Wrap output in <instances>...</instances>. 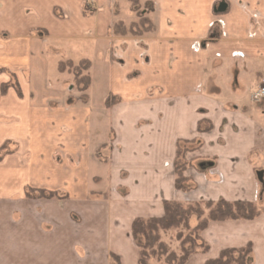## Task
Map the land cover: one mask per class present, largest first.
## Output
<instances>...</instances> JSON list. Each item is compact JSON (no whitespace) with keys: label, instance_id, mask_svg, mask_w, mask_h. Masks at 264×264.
Segmentation results:
<instances>
[{"label":"crops","instance_id":"1","mask_svg":"<svg viewBox=\"0 0 264 264\" xmlns=\"http://www.w3.org/2000/svg\"><path fill=\"white\" fill-rule=\"evenodd\" d=\"M84 2L0 0V66L16 72L23 92L0 97V146L16 148L0 159V264H110L111 253L137 264L132 221L162 216L164 200L257 194L250 157H264V98L235 91L247 78L257 89L264 75V0H151L156 28L136 38L111 34L122 18L117 0H93L88 15ZM220 3L226 7L217 12ZM37 27L48 35L31 34ZM59 39L97 54L87 103L66 105L50 85ZM6 80L0 73V84ZM99 80L107 89L95 97ZM108 94L118 101L107 107L99 101ZM99 117L107 118L109 139L97 132ZM196 137L201 171L194 189L179 190L178 143ZM29 187L63 196L29 198ZM201 237L215 242L202 264L247 243L252 264H264V214L210 221Z\"/></svg>","mask_w":264,"mask_h":264},{"label":"rangeland","instance_id":"2","mask_svg":"<svg viewBox=\"0 0 264 264\" xmlns=\"http://www.w3.org/2000/svg\"><path fill=\"white\" fill-rule=\"evenodd\" d=\"M93 0H85L83 4V14L88 15L92 14V11L94 10L93 7ZM93 7V8H92ZM154 9L153 3L151 0H137L135 4H133L130 0H117V3H115V10L117 12H120V16L122 18L117 19L113 21V23L110 26L111 34L117 35V36H127L129 38H136L141 37L144 34H152L156 28L153 15L151 11ZM55 13L57 16H63L62 12L59 9H55ZM145 18L148 19L149 25H143L139 27L138 32H135L136 34H133L132 28L133 24L140 23L139 20ZM123 19V20H121ZM121 26L115 28V24H120ZM138 26L140 24H137ZM136 28V27H135ZM137 29V28H136ZM124 31V34H123ZM31 34H35L39 37H45L48 35V32L45 28L37 27L30 31ZM58 43V42H57ZM47 43H44V48H47ZM59 60H62L63 64H65V70L60 71L58 68V62L57 66L54 67V69L51 70V68L48 69V75L50 80V85L59 90L61 94L64 95L65 98V104L70 106H77L78 104L87 103L88 100V89L91 85V72L90 68L92 65L91 60H93L95 65V70H97L98 62H97V54L95 53L94 49H87L85 47H82V45L78 43H74L71 40H64L59 39ZM73 59V60H72ZM78 59V60H74ZM91 59V60H90ZM142 59H144V55L142 54ZM68 60L71 61V65H68ZM83 60L89 61L90 66L86 68L84 64L82 63ZM59 72L63 74L60 79L56 80L53 79L55 76H59ZM0 73H4L7 76V80L2 82L0 84V97L8 93L10 89L14 90L17 94L18 98L23 97V92L21 89V85L19 83V79L17 77L16 72L14 70L9 69L7 67L0 66ZM250 73V71L248 72ZM253 74V72H252ZM87 77L89 79L88 85H86V89H82L84 86L82 80L83 77ZM262 75H260L261 77ZM264 76V75H263ZM262 76V77H263ZM259 77V76H258ZM261 77V78H262ZM240 85L236 89V93L240 95L242 98L246 100H250V98L253 96V92L255 90H251V79L247 78L245 81L239 83ZM53 87V88H54ZM258 88V87H257ZM1 89H4L5 91H1ZM105 84L104 82H101L99 80V88L97 90V94L95 97H98V95L102 94L103 92L106 93ZM251 90V91H250ZM251 95V97H250ZM94 100L96 98H93ZM104 104L105 106H110L115 104L118 101V98L115 95L108 94L105 96V98H101L99 101L101 104ZM59 102H50L51 106L57 105ZM93 103V102H92ZM100 118V127L97 129V132H99L101 135L104 136V139L110 138V129L108 132H106V128L108 126L107 118L106 117H99ZM207 122H202L201 127L207 128L208 127ZM106 132V133H105ZM11 145H9V151L13 152L15 150V144L11 141H9ZM97 142H92L90 144V152L93 153L95 150V145ZM2 146V145H1ZM0 146V147H1ZM10 152V153H11ZM9 154V153H8ZM103 154V152H102ZM6 155V154H5ZM95 157V152L93 153ZM97 156V155H96ZM106 155H102L103 158H105ZM259 158V160H258ZM251 164L253 165V170L255 173V179L257 182L258 190L256 197L253 202L257 208H260V206L263 208L260 215L257 217L263 216L264 214V157L262 153L260 154H251L250 157ZM92 168L94 169V164L92 165ZM94 171V170H93ZM95 171H101L98 168H95ZM181 174L184 177L185 181L182 183L185 190H191L195 187V179L196 174L199 173L201 170L199 167H197V137L193 139L192 141H181L178 143V150L176 153V159L174 162V172ZM202 171H205L202 170ZM186 173L189 174V176H186ZM260 178V179H259ZM31 188V187H29ZM58 197L63 196V193L56 192ZM36 195L37 193L34 192ZM201 202H205L208 200L201 199L197 200ZM214 201V200H213ZM229 201H235V200H229ZM249 201V200H247ZM256 217V218H257ZM254 218V219H256ZM253 219V220H254ZM252 220V219H251ZM192 222H195L194 219H192ZM176 233L175 231L171 230L165 233H162V238L164 241H166L170 248H172L174 251L179 252V246L178 241L176 240ZM207 243L210 246L209 251H213L215 242L211 245L210 241L207 240ZM193 262L191 264H202V261L199 260L200 256H202L203 253H196ZM257 256V255H256ZM252 255L250 254L248 264H252L253 262Z\"/></svg>","mask_w":264,"mask_h":264},{"label":"trees","instance_id":"3","mask_svg":"<svg viewBox=\"0 0 264 264\" xmlns=\"http://www.w3.org/2000/svg\"><path fill=\"white\" fill-rule=\"evenodd\" d=\"M130 1L133 4L137 2V0ZM139 22L133 24L131 29L133 34L138 32L140 26L149 25L148 19L145 18L140 19ZM119 26L121 23L115 24V28L118 29ZM82 63L86 68L90 66L89 61L83 60ZM68 65H71L69 60ZM58 68L60 71L65 70L62 60L58 62ZM82 82L84 90L87 88L89 79L84 76ZM1 91L5 90L1 89ZM9 145L11 144L7 141L0 147V159L11 152ZM184 177L175 171V187L179 190L184 189L182 185L185 181ZM34 192L37 194L35 195ZM56 195V191L35 188H28L26 192V197L29 198H60ZM262 207L257 208L253 202L247 200L229 201L223 198L205 202L164 200L162 216L136 217L132 221L131 234L138 248L137 264H186L191 255L209 250L208 243L201 237V231L210 221L251 220L260 215ZM192 219L195 222H192ZM171 230L177 232L179 252L170 248L162 238V233ZM251 253V243L238 248H224L216 257L206 259L204 264H248ZM109 257L110 264H121L116 254L111 253Z\"/></svg>","mask_w":264,"mask_h":264},{"label":"built area","instance_id":"4","mask_svg":"<svg viewBox=\"0 0 264 264\" xmlns=\"http://www.w3.org/2000/svg\"><path fill=\"white\" fill-rule=\"evenodd\" d=\"M253 100H259L264 98V76L260 80V85L258 86L257 90L252 94Z\"/></svg>","mask_w":264,"mask_h":264},{"label":"water","instance_id":"5","mask_svg":"<svg viewBox=\"0 0 264 264\" xmlns=\"http://www.w3.org/2000/svg\"><path fill=\"white\" fill-rule=\"evenodd\" d=\"M226 5L224 3H220L217 8H215V11L220 12L225 9ZM260 179V178H259Z\"/></svg>","mask_w":264,"mask_h":264}]
</instances>
